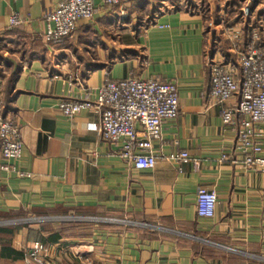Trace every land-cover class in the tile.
Returning <instances> with one entry per match:
<instances>
[{"label": "crops", "instance_id": "obj_1", "mask_svg": "<svg viewBox=\"0 0 264 264\" xmlns=\"http://www.w3.org/2000/svg\"><path fill=\"white\" fill-rule=\"evenodd\" d=\"M58 2L0 0L3 114L22 144L15 170H0V264H264V168L244 163L208 94L209 59L238 74L252 33L264 42V0H94L97 13L53 48L43 15ZM13 14L22 24L9 29ZM128 77L177 86L149 170L99 138V111L57 108ZM181 151L187 161L169 159ZM200 187L216 194L213 217L196 214Z\"/></svg>", "mask_w": 264, "mask_h": 264}, {"label": "built area", "instance_id": "obj_2", "mask_svg": "<svg viewBox=\"0 0 264 264\" xmlns=\"http://www.w3.org/2000/svg\"><path fill=\"white\" fill-rule=\"evenodd\" d=\"M111 7L134 0H100ZM264 12V3H262ZM97 13L94 0H59L55 8L48 9L43 19L47 23L44 40L53 48L68 38L81 19L92 18ZM249 14L248 7L243 9ZM125 17V16H124ZM9 29L18 28L22 22L13 14L9 17ZM239 37L234 36L236 41ZM251 43L236 59L239 73L228 63L209 59L210 85L208 94L220 105L223 125L235 132V148L245 154L247 166L264 168V157L259 141L264 140V42H257L252 33ZM233 41V40H232ZM234 44V43H233ZM235 45V44H234ZM94 96V98L92 97ZM60 114L70 118L82 110L95 109L100 113L96 130L102 141L118 144L117 156L134 170H149L155 165L152 143L160 138L165 121L173 120L179 112L175 82L152 77L147 79L106 78L97 89L87 90L81 99L69 96L57 106ZM4 103L0 91V170L14 171L11 161L21 154V139L17 125L3 114ZM139 127V128H137ZM169 159L187 161L185 151L171 154ZM23 175L22 172H18ZM216 194L203 187L195 193V211L198 217H213ZM42 245L34 243L30 256L36 261Z\"/></svg>", "mask_w": 264, "mask_h": 264}, {"label": "trees", "instance_id": "obj_3", "mask_svg": "<svg viewBox=\"0 0 264 264\" xmlns=\"http://www.w3.org/2000/svg\"><path fill=\"white\" fill-rule=\"evenodd\" d=\"M3 103H4V107H5V101L3 100ZM5 110V109H4Z\"/></svg>", "mask_w": 264, "mask_h": 264}]
</instances>
